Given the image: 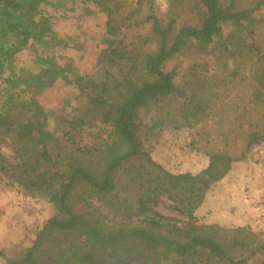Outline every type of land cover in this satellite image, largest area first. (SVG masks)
Returning <instances> with one entry per match:
<instances>
[{"label": "trees", "instance_id": "obj_1", "mask_svg": "<svg viewBox=\"0 0 264 264\" xmlns=\"http://www.w3.org/2000/svg\"><path fill=\"white\" fill-rule=\"evenodd\" d=\"M167 3L171 12L164 20L154 12V0H136L134 6L127 0H0L2 82L12 89L61 84L72 90L60 108L46 109L30 99L23 104L24 121L0 112V127L9 129L17 121V140L29 143L13 148L16 167L55 206L19 257L0 250L4 264H188L186 257L193 255L197 256L193 264H264V233L229 247L218 227L199 223L196 217L211 187L244 160L252 146L264 143V126L247 134L245 151L237 156L206 152V164L197 171L166 168L139 136L144 108L184 94L176 82L177 67L170 63L187 39L212 42L222 54L235 39V32L224 27L245 21L250 26L243 31L246 50L230 58L232 71L222 84L237 80L251 84L256 79L264 86V14L255 15L264 8V0ZM188 6L201 16V25L183 24L176 29L177 10ZM138 19L150 21L159 38L158 50L116 78L115 69L109 71L107 66L108 60L123 57L115 48L119 33L115 25ZM24 53L27 57L20 62ZM92 54L91 67L84 68ZM25 67L26 73L22 72ZM4 97L0 89V100ZM210 104L192 114L190 125L202 119ZM49 116L67 122L72 134L69 130L61 136L52 134L45 128ZM94 120L109 125L113 134L105 142L81 144L83 126ZM67 141L73 145L71 150L66 148ZM160 206L180 217L163 214ZM153 228L165 229L172 237L165 238ZM161 245L180 261L174 257L169 263L164 255L157 257L165 253ZM151 250L155 258L149 263Z\"/></svg>", "mask_w": 264, "mask_h": 264}, {"label": "rangeland", "instance_id": "obj_2", "mask_svg": "<svg viewBox=\"0 0 264 264\" xmlns=\"http://www.w3.org/2000/svg\"><path fill=\"white\" fill-rule=\"evenodd\" d=\"M135 1L127 0L130 6H134ZM167 2L168 0H154L153 5L154 12L164 20H167V15L171 12ZM177 11L180 17L177 19L176 29L183 24L201 25V16L193 13L190 6ZM263 14L264 8L255 13L256 17ZM115 27L119 30L115 48L123 57L118 61L117 58L113 62L108 60L107 66L109 71L115 69L113 72L116 78H122V73L134 63L140 64L147 54L158 50L159 38L152 31L150 21L145 19L118 23ZM249 27L245 21L224 27V31L231 29L235 32L236 46L232 44L229 48L228 43V52L221 51L222 54L215 50L212 42L187 39L170 63L177 67L176 82L184 94L164 98L163 101L153 102L146 107V112L142 113L139 133L143 146L150 154L154 153L152 156L157 157L166 168L172 171H197L206 164L208 151L227 152L237 156L245 151L247 134L255 127L258 129L264 126V86L255 83L256 79L250 81L251 84L248 83L249 80L245 84L239 80L232 81L229 85L222 84L232 71L230 58L239 51L246 50L248 40L243 31H247ZM85 28L90 30L88 25ZM26 57L25 53L22 54L20 62ZM93 60L94 54L85 59L83 67H91ZM111 64L113 68H110ZM3 68L0 64V89L5 95L0 100V112L7 111L10 119L24 121L26 110L23 104H27L30 99H35L46 109L60 108L65 98L72 94L71 89H66L61 84L51 88L34 85L26 88L20 85L18 89H12L1 80L2 70H5ZM26 68L22 72L26 73ZM133 73L139 74L140 71ZM129 78L135 80L134 75ZM254 92L260 93L255 96ZM7 96H14L17 100L8 101ZM71 103L75 106L74 101ZM209 103L211 104L202 119L190 125L192 114H198L201 107ZM79 105L85 107L84 103ZM85 111L86 109L80 112ZM15 122L10 124L9 129L0 127V250L11 257L21 255L55 211L54 204L35 191L31 179L22 175L21 169L16 167L13 148L29 146V143L20 144L17 140ZM45 128L58 136L64 132L66 134L67 130L68 134H72L67 122L64 124L51 116L47 119ZM80 134L81 144H87L90 140L105 142L113 133L109 125L94 120L90 125H84ZM65 144L66 148H73L68 141ZM3 166H7V170ZM159 210L165 215L180 217L166 207L160 206ZM196 217L199 223L206 220L209 225L218 227V234L224 235V243L229 247H238L264 233V143L252 146L247 157L237 161L228 174L211 187L204 204L196 211ZM153 230L165 238L172 237L165 229ZM160 247L165 253H158L157 257L164 255L169 263L173 262L174 257L180 261L181 258L166 245ZM196 257H186L185 262L193 264ZM154 258V251L151 250L147 255L149 263ZM202 259L205 260L204 255ZM0 264H4L2 258ZM198 264L202 263L199 261Z\"/></svg>", "mask_w": 264, "mask_h": 264}, {"label": "crops", "instance_id": "obj_3", "mask_svg": "<svg viewBox=\"0 0 264 264\" xmlns=\"http://www.w3.org/2000/svg\"><path fill=\"white\" fill-rule=\"evenodd\" d=\"M143 112H146V108H144ZM151 134H152V133H151ZM151 155H154V153L151 154ZM154 158L157 159V157H155V156H154ZM157 160H158V159H157ZM158 161H159V160H158ZM203 204H204V202H203ZM203 204H202V205H203ZM202 205H201V206H202ZM200 222H201V223L208 224L206 220H204V222L201 220Z\"/></svg>", "mask_w": 264, "mask_h": 264}]
</instances>
